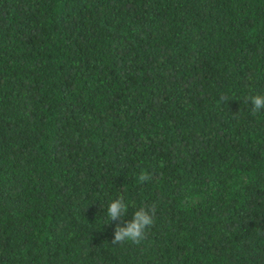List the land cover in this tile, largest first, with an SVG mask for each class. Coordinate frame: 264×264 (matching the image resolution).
Masks as SVG:
<instances>
[{
  "label": "trees",
  "instance_id": "trees-1",
  "mask_svg": "<svg viewBox=\"0 0 264 264\" xmlns=\"http://www.w3.org/2000/svg\"><path fill=\"white\" fill-rule=\"evenodd\" d=\"M256 94L264 0H0V264H264Z\"/></svg>",
  "mask_w": 264,
  "mask_h": 264
},
{
  "label": "clouds",
  "instance_id": "clouds-1",
  "mask_svg": "<svg viewBox=\"0 0 264 264\" xmlns=\"http://www.w3.org/2000/svg\"><path fill=\"white\" fill-rule=\"evenodd\" d=\"M229 98L221 97V102H227ZM246 101H251L252 113L256 114L264 109V95L256 94L247 97ZM150 177L141 173L138 177L140 182L147 181ZM128 204L123 197L112 200L107 208L106 213L110 221H115L127 214ZM155 211L148 207H140L134 213L130 220L126 222V226L117 224L114 231V237L111 241L113 245H122L125 243L140 244L145 238L146 230L154 224Z\"/></svg>",
  "mask_w": 264,
  "mask_h": 264
}]
</instances>
